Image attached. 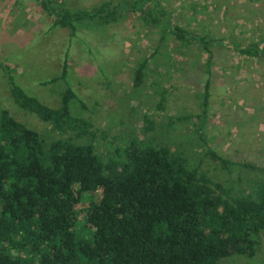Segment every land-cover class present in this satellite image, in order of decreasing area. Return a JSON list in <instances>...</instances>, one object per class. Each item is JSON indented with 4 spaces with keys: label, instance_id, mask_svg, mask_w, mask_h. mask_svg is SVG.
I'll list each match as a JSON object with an SVG mask.
<instances>
[{
    "label": "trees",
    "instance_id": "1",
    "mask_svg": "<svg viewBox=\"0 0 264 264\" xmlns=\"http://www.w3.org/2000/svg\"><path fill=\"white\" fill-rule=\"evenodd\" d=\"M37 1L52 24L69 28L71 36L80 20L117 21L123 5L144 24L163 27L161 41L168 35L181 47L193 42L211 55L208 36L191 32L187 37L178 23L155 25L164 15L160 2L156 7L151 0H126L113 9L106 2L72 12L59 6L60 0ZM53 4L61 9L53 11ZM258 48L253 42L240 52L258 57ZM147 61L136 67L133 86L142 83ZM66 69L64 61L62 75ZM8 84L13 102L49 123L56 136L0 111V264H221L225 257L256 254L264 238V181L247 190L234 187L200 170L204 157L191 160L179 150L141 139L119 147L114 139L99 148L92 140L82 141L94 139L95 132L89 119L70 112V101L77 99L72 88L66 86L60 104L51 107L13 79ZM208 86L207 80L203 114ZM165 91L156 108H164ZM141 129L153 130L149 118ZM205 156L223 169L264 173L209 147Z\"/></svg>",
    "mask_w": 264,
    "mask_h": 264
},
{
    "label": "rangeland",
    "instance_id": "2",
    "mask_svg": "<svg viewBox=\"0 0 264 264\" xmlns=\"http://www.w3.org/2000/svg\"><path fill=\"white\" fill-rule=\"evenodd\" d=\"M60 1L64 2L59 6L66 5L74 12L89 11L106 2L112 8L126 0ZM158 2L161 4L162 0L149 3L158 7ZM173 2L164 1L165 13L157 17L155 25L160 23L167 28L178 22ZM59 6L53 4L52 10H60ZM125 8L122 5L118 20L110 25L101 23L99 18L75 22L72 36L69 28L50 26L49 20L39 18L33 21L36 28L31 27L33 31L29 34L28 23L23 28L27 19L21 13L23 9H18L19 15L5 14L0 18V111L5 109L30 128L56 136L49 123L13 102L8 80L13 79L27 94L51 107L60 104V92L68 86L77 96L70 101V112L89 119L93 125L94 139L83 138L84 142L92 140L103 149L104 144L114 139L118 140L115 145L118 147L131 139H141L179 150L191 160L204 157L200 170L234 187L238 184L245 189L264 181V173L258 169L238 166L223 169L205 156L209 147L238 165L247 163L264 169V30L251 26L234 34L231 32L238 26L230 24L231 32L225 34L227 28L222 33L219 24L211 28L212 36L205 34L212 40L208 56L196 43L181 48L180 41L177 43L168 35L161 41L163 27L143 24L136 13L131 14ZM190 13L185 17L193 16L196 21L205 11L192 5ZM179 25L187 31V37L191 32L204 33L200 32L202 25L197 30L187 29V21ZM8 27L23 32L9 34ZM253 42L259 46L260 58H244L241 46ZM180 54L185 55L184 59H178ZM145 58L148 59L145 77L139 86H133L134 71ZM64 61L67 69L62 75ZM207 80L208 107L203 114L201 103ZM164 90V108H156ZM146 118L153 125L148 133L141 129ZM103 134L105 140L101 138ZM220 263L264 264V238L254 256L233 255Z\"/></svg>",
    "mask_w": 264,
    "mask_h": 264
},
{
    "label": "crops",
    "instance_id": "3",
    "mask_svg": "<svg viewBox=\"0 0 264 264\" xmlns=\"http://www.w3.org/2000/svg\"><path fill=\"white\" fill-rule=\"evenodd\" d=\"M164 1L165 0H162V3H161L163 11L165 9ZM63 2L64 1H62V3ZM192 5L196 8L202 7V10L205 11V13L201 14L200 17L196 19V21L192 20L193 16H190L188 18L185 17V15L192 14L190 13V7ZM65 6L64 8L67 9ZM18 9L19 10L23 9L22 10L23 12L21 11V13H24V15L27 17V19L25 18L23 21V26H24L23 28H25L26 27L25 24L28 23L27 28H28L29 34L30 32L33 31V30L30 31L31 27L36 28L35 27L36 25H34L33 21L34 20L37 21L38 18L39 20H43L45 22L49 20L50 26L51 25L54 26L52 24L51 17L47 15V12L42 8V5L37 0H0V18H2L5 14L19 15L17 12ZM172 9H173L174 16H176L178 20V22L176 21L175 23L182 24L185 21H187L189 25L187 28L188 29L192 28L195 30L199 29L198 25L200 26L202 25L204 26L203 28H200L201 34L204 32L202 35H205L208 33L210 36H212L210 34L211 28L218 27L219 24L222 26V28L220 29L218 27V29L222 33L225 32L227 28L228 32H225V34L231 32L230 24L232 26H238L236 27L235 32L234 31L231 32L234 34L236 33V31L240 32L242 30H245L246 27L249 29L251 26H252V29H253V26H255L259 29L264 30V0H188L186 2L181 1V0H174ZM166 11H170V9H167ZM139 20L140 22L143 23L142 19H139ZM112 23H116V21L110 22L109 25ZM7 30L6 32H8L9 34H12V32L13 34H15L17 33V31L23 32V30L17 29V27H15V29L8 27ZM24 31L26 32V30ZM192 43L193 42L187 43V45L192 44ZM196 45L201 48L199 44H196ZM219 48L223 49V47H219ZM224 49H228V48L225 47ZM178 56H179L178 59L180 60V59H184L183 57L185 55L183 56L180 54ZM248 56L249 55L245 54L244 58L245 57L249 58ZM257 58H260V57H257ZM207 59L208 58H206L205 60ZM212 61L213 60L209 61V63L212 64Z\"/></svg>",
    "mask_w": 264,
    "mask_h": 264
}]
</instances>
